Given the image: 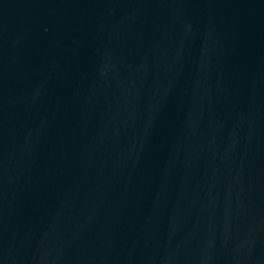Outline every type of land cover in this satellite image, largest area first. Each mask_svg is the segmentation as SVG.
I'll list each match as a JSON object with an SVG mask.
<instances>
[{
    "label": "water",
    "instance_id": "1",
    "mask_svg": "<svg viewBox=\"0 0 264 264\" xmlns=\"http://www.w3.org/2000/svg\"><path fill=\"white\" fill-rule=\"evenodd\" d=\"M0 264H264V0H0Z\"/></svg>",
    "mask_w": 264,
    "mask_h": 264
}]
</instances>
